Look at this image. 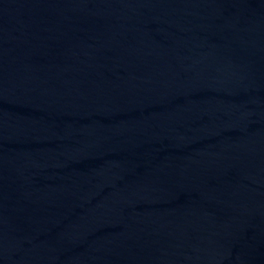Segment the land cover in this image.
<instances>
[{"label": "water", "instance_id": "1", "mask_svg": "<svg viewBox=\"0 0 264 264\" xmlns=\"http://www.w3.org/2000/svg\"><path fill=\"white\" fill-rule=\"evenodd\" d=\"M0 264H264V0H0Z\"/></svg>", "mask_w": 264, "mask_h": 264}]
</instances>
